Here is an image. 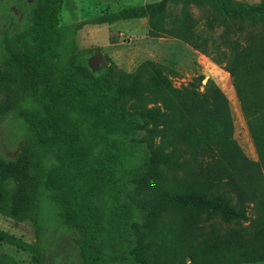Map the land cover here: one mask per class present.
<instances>
[{
    "label": "trees",
    "instance_id": "16d2710c",
    "mask_svg": "<svg viewBox=\"0 0 264 264\" xmlns=\"http://www.w3.org/2000/svg\"><path fill=\"white\" fill-rule=\"evenodd\" d=\"M62 1L0 0V114L11 116L22 137L14 159L0 158V214L29 221L37 237L45 228L54 235L68 234L75 259L58 258L54 264H152L153 242L147 240L140 249L134 240L136 225L147 226L148 219L129 194L168 172L179 173L183 186L164 192L160 204L147 211L153 215L167 206L177 209V240L189 247L196 242V252L203 253L201 244L208 241L227 251L243 238L248 245L234 247L236 260H264V230L257 215L250 219L247 214L253 206L226 100L213 87H208L209 96L193 83L175 88L163 65L148 59L126 74V83L119 79L122 72L112 75L104 63L91 72L86 55L62 52L73 34L60 24ZM201 1L213 18L250 20L240 22L239 33L264 29V0H158L105 9L91 22L147 17V35L162 36L170 31L159 24L168 2L186 8ZM12 8L25 22H16ZM193 26L185 25L184 31ZM208 26L215 29L224 22ZM179 38L206 51L207 42L199 35ZM238 39L221 41L222 67L232 78L264 172V52L259 40ZM248 76H255V84H247L251 88L245 87ZM133 103L138 107L128 109ZM202 156L208 158L203 166ZM198 222L209 223L211 229L200 230ZM214 224L223 225L225 232L215 234ZM167 239L158 242L172 246L174 238ZM0 241L28 251L30 264H45L40 243L1 231ZM209 257L215 256L206 261ZM0 264L15 263L0 257Z\"/></svg>",
    "mask_w": 264,
    "mask_h": 264
},
{
    "label": "rangeland",
    "instance_id": "374dc122",
    "mask_svg": "<svg viewBox=\"0 0 264 264\" xmlns=\"http://www.w3.org/2000/svg\"><path fill=\"white\" fill-rule=\"evenodd\" d=\"M233 1L256 3L259 0ZM132 5H142V2L140 0H63L59 14L60 24L67 26L68 31H72L73 34L63 43L62 52L66 54L76 51L87 57L100 53L102 57L98 66L106 64L112 68V75L119 76L118 72H122L123 75L119 79L125 83L128 81L126 74L132 73L139 62L148 59L163 65L171 85L175 88H182L188 83H193L197 85L199 92L206 93L208 96L210 95L208 87L218 90L228 105L232 120V138L236 142L239 166L248 197L251 199V203H248L253 206L252 209L247 208V214L250 219L257 215L260 226L264 230V172L249 135L232 78L222 67L225 49L221 47V41L223 42L225 38H235L239 35V42L250 38H254V41L259 40L264 52V29L248 31V28H245L239 33L240 22H251L250 20L213 18L212 12L202 1L186 8L180 3L168 2L162 17L159 18V24L170 31L162 36L147 35V17L117 19L104 24L91 22L92 18L101 15L105 9L112 12ZM12 10L16 16V22H25L22 14L14 8ZM192 22L194 26L185 32L184 26ZM209 22H224V26L212 29L208 26ZM221 31L222 35L219 36ZM190 33L199 35L201 40L207 42L204 45L206 51L194 49L179 38L181 35L188 36ZM256 77L258 80L261 78L260 74ZM247 79L245 87L251 88L247 84L251 80L255 84V76L253 78L248 76ZM1 96L0 89V99ZM137 107V103L127 105L128 109ZM21 147L22 137L12 122L11 116L7 113L0 114V158L14 159ZM207 160V156H202L201 165L203 166ZM180 178L179 173L168 172L163 179L150 180L145 188L140 191H131L129 194L135 205L148 219L147 226L136 225L134 240L140 249L147 244V240L153 242L150 248L152 264H192L188 253L198 258V264H264V260H236L237 245H248L243 238L236 239L233 242L236 246L227 251H221L225 250L224 246L211 247L208 241L201 244L205 250L203 253L196 252L194 251L198 250L196 242L189 247L177 240L176 233L181 225V216L177 209L167 206L162 210H155L153 215L147 211L148 208H155L160 204L164 192L175 191L182 187ZM248 222L250 221L240 222L239 225L244 226ZM193 225H196V222ZM197 227L205 232L211 229L209 223L204 222H198ZM213 227L215 234L220 235L225 232L223 225L214 224ZM235 227L236 225L231 226L229 233ZM0 231L30 244L40 243L43 246L45 264H54L58 258H60L59 261L75 259V251L70 246L69 236L66 233L54 235L45 228L37 237L29 221H14L1 214ZM169 237L175 240L172 246L170 243L158 242L168 240ZM197 241L199 242V238ZM209 255L215 257H209L206 261L205 258ZM0 257L8 258L15 264H30L28 251L4 241H0Z\"/></svg>",
    "mask_w": 264,
    "mask_h": 264
},
{
    "label": "water",
    "instance_id": "95a60500",
    "mask_svg": "<svg viewBox=\"0 0 264 264\" xmlns=\"http://www.w3.org/2000/svg\"><path fill=\"white\" fill-rule=\"evenodd\" d=\"M101 57H102V55L100 53L92 54V55L87 57L86 64H87V66L91 72H95L99 69L98 64H99V60Z\"/></svg>",
    "mask_w": 264,
    "mask_h": 264
},
{
    "label": "crops",
    "instance_id": "0c3cea01",
    "mask_svg": "<svg viewBox=\"0 0 264 264\" xmlns=\"http://www.w3.org/2000/svg\"><path fill=\"white\" fill-rule=\"evenodd\" d=\"M123 1V0H121ZM127 1V0H125ZM142 2V4H145V3H149V2H154V1H158V0H151V1H147V0H140ZM123 20H127V19H123Z\"/></svg>",
    "mask_w": 264,
    "mask_h": 264
}]
</instances>
